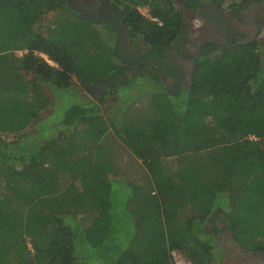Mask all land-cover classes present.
Returning a JSON list of instances; mask_svg holds the SVG:
<instances>
[{"label": "trees", "instance_id": "obj_1", "mask_svg": "<svg viewBox=\"0 0 264 264\" xmlns=\"http://www.w3.org/2000/svg\"><path fill=\"white\" fill-rule=\"evenodd\" d=\"M109 1L143 41L139 59L118 55L115 28L68 0H0V264H175L174 250L216 264L224 253L208 223L220 214L243 248L264 251V44L203 52L192 84L172 90L144 60L181 36L182 9ZM203 1L249 0H183L193 11ZM114 79L112 110L77 85ZM137 80V97H118ZM64 92L76 99L64 119L32 131ZM114 141L148 166V181L111 176Z\"/></svg>", "mask_w": 264, "mask_h": 264}, {"label": "flooded vegetation", "instance_id": "obj_2", "mask_svg": "<svg viewBox=\"0 0 264 264\" xmlns=\"http://www.w3.org/2000/svg\"><path fill=\"white\" fill-rule=\"evenodd\" d=\"M81 13L98 24L107 22L117 32L120 40L121 26L120 15L115 13V6L109 0H68ZM184 14V29L181 36L176 39L169 50H160L159 55L149 53L147 69H157L165 80L169 89L176 90L180 86L188 88L192 84L195 65L198 58L205 53H210L228 46L247 43L264 44V0H249L238 8H222L215 3L203 1L197 10L189 9L186 4L181 8ZM145 53L129 54L130 58H140ZM130 69L134 65L126 61ZM130 72V73H129ZM131 70L128 71L129 75ZM133 73V72H132ZM119 73L111 75L108 79L119 77ZM102 80L96 84H104ZM104 82V83H103ZM99 88L102 89L103 86ZM216 220L215 222H212ZM225 222V223H224ZM219 229L216 240L226 246L228 251H223L222 264H264V251L245 249L236 246L227 233L226 221L223 215H216L208 223L209 227Z\"/></svg>", "mask_w": 264, "mask_h": 264}, {"label": "rangeland", "instance_id": "obj_3", "mask_svg": "<svg viewBox=\"0 0 264 264\" xmlns=\"http://www.w3.org/2000/svg\"><path fill=\"white\" fill-rule=\"evenodd\" d=\"M176 4L182 8L183 4H185L183 2V0H175ZM209 2V1H208ZM212 2V1H211ZM228 8V7H225ZM142 12L145 14H148V9L147 8H141ZM50 16V15H49ZM107 24V22H103L101 24H99L100 28H104V26ZM126 30V28H125ZM120 40L117 39V35H114V38L111 39V43L113 44V46L115 47L117 54L120 55L122 58H128L131 55L129 54H139V53H145V45L143 43V41L138 39H133L131 38L127 32L124 33V31L121 30L120 33ZM134 57V56H133ZM162 73V71H159ZM130 73V72H129ZM128 73V74H129ZM133 73L131 72V75ZM135 81V80H134ZM115 79L112 83L106 81L103 85L102 84H93L90 86H83L81 84V81L78 80V86L80 87L81 91H83V93L87 96H89L92 99H97L100 100L103 103V108L106 109V107L108 108L109 106L111 107V110L113 109V105L116 106L117 103H115V99L116 96L112 95L114 94L113 91L111 90L110 85L114 84ZM141 82V80H137L136 82H131L129 84H122L119 86V88L117 89L118 91V97H120L121 94H127L130 95V97L128 98V101H131L134 97L138 96V93L136 92L137 90V83ZM103 86L102 89H100V86ZM110 87V89H109ZM110 90V91H109ZM122 91V93H121ZM147 96V95H146ZM118 100V99H117ZM76 101L75 98H72V95H70L68 92H64V100L61 98V100L59 101L56 109V113L53 116H49L48 119H46V121L44 122V125L42 127L41 124H38L34 127V129L32 131H36L37 129L40 130L41 128H43V131L46 133L49 130L50 126H54L52 124L61 122L64 117H65V113L66 110ZM114 101V102H113ZM148 99L144 100V101H138L136 104L137 107H141L144 108L145 104H147ZM145 102V103H143ZM115 103V104H114ZM127 104L129 102H124V104ZM120 105V104H119ZM123 105V103H122ZM132 106H134V104H132ZM109 109V108H108ZM107 109V110H108ZM33 128V127H32ZM42 131V132H43ZM53 134V133H52ZM52 134H48L52 135ZM13 137V135H10V138ZM112 138V137H111ZM119 143H116L114 141V146L112 147V149H117L116 153H114V151L110 148L107 147L105 145V147L108 148V150L110 151L108 160L109 162L112 164H114L115 167V171L114 173L111 174V176H115V177H119V176H124L123 179H130L129 177H136V180L144 182V181H148L149 180V173H148V166L146 164H144L141 160H137L135 157V155L132 153V151L130 149H128V147L123 144L122 142L118 141ZM113 153V157H112V153ZM100 157H103V155H101ZM106 158V157H105ZM105 158H102V162L105 161ZM104 159V160H103ZM174 158H166L164 163L167 166L173 165L174 164ZM106 166H104L103 168H105ZM146 167V168H145ZM126 182V181H125ZM124 189L126 191H129L130 187L128 186V184L126 183V186H124ZM127 196V194H125V197ZM223 215V214H221ZM225 223V222H224ZM226 225V224H225ZM179 253V252H178ZM181 254V253H179ZM182 255V254H181ZM183 256V255H182ZM174 259V257H173ZM175 262V260H174ZM216 264H222V260L219 262H216Z\"/></svg>", "mask_w": 264, "mask_h": 264}, {"label": "built area", "instance_id": "obj_4", "mask_svg": "<svg viewBox=\"0 0 264 264\" xmlns=\"http://www.w3.org/2000/svg\"><path fill=\"white\" fill-rule=\"evenodd\" d=\"M20 53H22L20 51ZM40 56H43L45 59H47V61L49 63H52V60H50L47 55L43 54V53H38ZM172 255L174 257V260H175V264H192L189 260H187L184 256H182L181 254H179L177 251H172Z\"/></svg>", "mask_w": 264, "mask_h": 264}, {"label": "water", "instance_id": "obj_5", "mask_svg": "<svg viewBox=\"0 0 264 264\" xmlns=\"http://www.w3.org/2000/svg\"><path fill=\"white\" fill-rule=\"evenodd\" d=\"M226 227H227V233L231 239V241L236 245V246H241V244L236 240V238L232 235V233L230 232V230L228 229L227 223H226ZM219 246L222 247V249L225 251H228V249L226 248V246L222 243H219ZM225 251V252H226Z\"/></svg>", "mask_w": 264, "mask_h": 264}, {"label": "bare ground", "instance_id": "obj_6", "mask_svg": "<svg viewBox=\"0 0 264 264\" xmlns=\"http://www.w3.org/2000/svg\"><path fill=\"white\" fill-rule=\"evenodd\" d=\"M182 264V263H181Z\"/></svg>", "mask_w": 264, "mask_h": 264}]
</instances>
